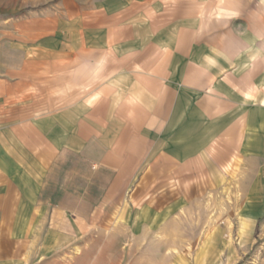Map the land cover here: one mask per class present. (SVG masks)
Listing matches in <instances>:
<instances>
[{"label": "crops", "instance_id": "1", "mask_svg": "<svg viewBox=\"0 0 264 264\" xmlns=\"http://www.w3.org/2000/svg\"><path fill=\"white\" fill-rule=\"evenodd\" d=\"M10 1L0 264H65L130 187L236 186L264 219V0Z\"/></svg>", "mask_w": 264, "mask_h": 264}, {"label": "rangeland", "instance_id": "2", "mask_svg": "<svg viewBox=\"0 0 264 264\" xmlns=\"http://www.w3.org/2000/svg\"><path fill=\"white\" fill-rule=\"evenodd\" d=\"M10 4L0 0V7ZM239 191L236 186L176 188L168 198L167 189L130 187L122 197L102 205L91 229L72 245L41 261L264 264V219L241 218Z\"/></svg>", "mask_w": 264, "mask_h": 264}, {"label": "bare ground", "instance_id": "3", "mask_svg": "<svg viewBox=\"0 0 264 264\" xmlns=\"http://www.w3.org/2000/svg\"><path fill=\"white\" fill-rule=\"evenodd\" d=\"M144 225H145V224H144ZM147 231H148V230H147ZM144 237H145V236H144ZM148 238H149V237H148ZM146 242H147V241H146ZM141 243H142V242H141ZM137 244H138V246H139L140 243H137ZM142 244H143V243H142ZM163 250H164V249H163ZM142 251H143V250H142Z\"/></svg>", "mask_w": 264, "mask_h": 264}]
</instances>
